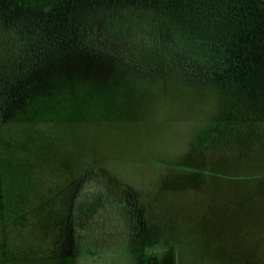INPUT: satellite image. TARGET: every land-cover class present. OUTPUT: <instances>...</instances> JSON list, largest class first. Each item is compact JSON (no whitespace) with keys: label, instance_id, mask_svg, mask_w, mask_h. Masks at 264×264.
<instances>
[{"label":"rangeland","instance_id":"1","mask_svg":"<svg viewBox=\"0 0 264 264\" xmlns=\"http://www.w3.org/2000/svg\"><path fill=\"white\" fill-rule=\"evenodd\" d=\"M138 7L174 39L103 41ZM41 11L0 0V264H264V121L238 113L253 0Z\"/></svg>","mask_w":264,"mask_h":264},{"label":"trees","instance_id":"2","mask_svg":"<svg viewBox=\"0 0 264 264\" xmlns=\"http://www.w3.org/2000/svg\"><path fill=\"white\" fill-rule=\"evenodd\" d=\"M8 1L31 12L46 11L62 2V0ZM100 34L103 41L115 46L124 45L136 38H149L167 45L174 39L175 29L169 20L159 17L153 8L138 7L104 15ZM244 41L245 46L243 45L242 53L237 60L244 66L246 88L238 102L240 108L238 113L244 120L261 123L264 121V110H259L258 106L260 101L264 102V0H253V13L248 17ZM219 133L222 134V130H219ZM218 137L219 135L214 133L213 138ZM103 204L101 192H92L75 202L71 211L73 224L80 228L87 226Z\"/></svg>","mask_w":264,"mask_h":264}]
</instances>
